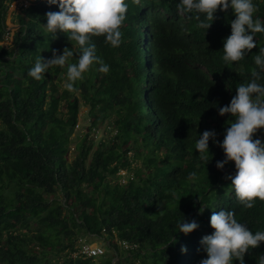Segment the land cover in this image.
I'll use <instances>...</instances> for the list:
<instances>
[{
  "label": "trees",
  "instance_id": "16d2710c",
  "mask_svg": "<svg viewBox=\"0 0 264 264\" xmlns=\"http://www.w3.org/2000/svg\"><path fill=\"white\" fill-rule=\"evenodd\" d=\"M15 1L0 0V264H95L72 256L84 236L106 242L111 255L101 264H200L207 258L201 240L214 231L210 218L220 210L234 211L253 233L264 231V201L245 208L226 179L235 176V163L216 166L226 158L219 144L235 119L219 108L251 82L253 69L260 71L254 56L264 33L242 61L225 65L231 9L217 11L206 34L178 13L180 0H125L123 43L92 37L110 71L94 64L76 82L78 91L69 92L67 65L39 81L28 75L37 57L51 59L53 50L78 54L75 41L60 31L53 39L44 25L58 4L30 3L11 27L7 14ZM253 2L264 21V0ZM9 35L12 49L2 44ZM83 105L90 132L78 137L70 159ZM111 118L114 136L94 147L91 133ZM206 130L219 143L209 140L203 160L195 145ZM193 220L198 229L178 231ZM117 240L137 248L125 250ZM261 254L264 242L245 254V264H257Z\"/></svg>",
  "mask_w": 264,
  "mask_h": 264
},
{
  "label": "clouds",
  "instance_id": "9594fccd",
  "mask_svg": "<svg viewBox=\"0 0 264 264\" xmlns=\"http://www.w3.org/2000/svg\"><path fill=\"white\" fill-rule=\"evenodd\" d=\"M49 5L59 6L58 12L46 13L47 32L56 38L58 31L67 35L69 41L78 45V54L68 47L58 55L53 50L51 59L37 57L28 75L39 81L44 79L45 73L54 66L67 65V82L65 88L69 92L78 91L77 81L84 78L94 64L100 65L98 71L108 73L110 66L97 55L96 45L92 37L104 36L105 42L113 47L122 43L121 26L126 20L129 5L125 0H45ZM139 5L140 0H134ZM178 13L188 19L197 21L196 28L207 31L216 19L217 11L227 12L229 9L235 15L231 20V35L223 42L222 60L225 65L242 61L254 48H257L256 34L264 33V21L255 16L259 11L253 0H180L177 5ZM203 15V19L201 16ZM78 55L75 63L70 59ZM254 63L260 71L253 69L252 80L241 83L236 88V94L229 105L219 108V114L234 117V122L226 128L223 142L219 146L223 149L225 160L217 162V168L223 170L225 165L235 163V176H227L234 187L237 200L245 208L255 206L258 198L264 201V141L254 139L258 130L264 129V84L258 83L264 78V47L254 56ZM214 131H204L196 142V149L200 158L207 160L209 154V140H215ZM196 173H190L195 177ZM181 199V198H180ZM201 213L203 208H201ZM210 226L214 230L205 235L201 244L207 253V258L200 264H245V254L258 248L264 242V231H253L236 219L232 210L214 211L210 218ZM178 231L189 234L198 229V223L183 222L177 225ZM183 252L187 249L183 248ZM257 264H264V254L257 256Z\"/></svg>",
  "mask_w": 264,
  "mask_h": 264
},
{
  "label": "rangeland",
  "instance_id": "374dc122",
  "mask_svg": "<svg viewBox=\"0 0 264 264\" xmlns=\"http://www.w3.org/2000/svg\"><path fill=\"white\" fill-rule=\"evenodd\" d=\"M37 0H17L10 4L8 8V14H7V24L11 27L14 26V24L17 23V15L21 13V9L24 6L30 5V3L36 2ZM28 2V3H26ZM3 45L9 47V49H12V41L11 36H7L5 41L2 43ZM113 121L114 118L108 119L102 126L99 128L98 133H94V135L91 133V137H94V147H97L99 144L100 139H108L112 138L114 136L113 132ZM79 127L76 128L75 134L72 136L74 139L73 143L71 144V152H70V159H73L76 154V143L78 142V137L81 138L83 135L88 134L90 132V116H89V108L85 105L81 107V113H80V119H79ZM254 139H261L264 141V129H260L257 131V133L254 134ZM125 173H127L125 171ZM123 176H126V174H122ZM82 240V241H81ZM78 243L80 242H87L91 243L92 245H102L103 248H106V254L102 257H99L95 259V264H101L103 262V258L108 257L111 255V251L108 249V246L106 242H104L102 239L97 237H89L84 236ZM53 255H50V260H54L52 257Z\"/></svg>",
  "mask_w": 264,
  "mask_h": 264
},
{
  "label": "built area",
  "instance_id": "2783aa9c",
  "mask_svg": "<svg viewBox=\"0 0 264 264\" xmlns=\"http://www.w3.org/2000/svg\"><path fill=\"white\" fill-rule=\"evenodd\" d=\"M28 3V2H26ZM79 127V125H78ZM99 131V130H98ZM97 131V133H98ZM126 174L125 171H121L120 174ZM82 241V240H81ZM119 246L125 250H134L137 248L136 244H131L126 241L117 240ZM77 251L73 253V257H82L88 259H96L102 257L106 254V248H103L102 245H92L91 243L87 242H80L78 243Z\"/></svg>",
  "mask_w": 264,
  "mask_h": 264
},
{
  "label": "water",
  "instance_id": "95a60500",
  "mask_svg": "<svg viewBox=\"0 0 264 264\" xmlns=\"http://www.w3.org/2000/svg\"><path fill=\"white\" fill-rule=\"evenodd\" d=\"M116 260H117V258H115V259H114L113 263H115V262H116Z\"/></svg>",
  "mask_w": 264,
  "mask_h": 264
}]
</instances>
